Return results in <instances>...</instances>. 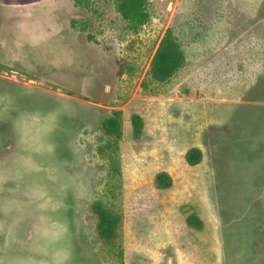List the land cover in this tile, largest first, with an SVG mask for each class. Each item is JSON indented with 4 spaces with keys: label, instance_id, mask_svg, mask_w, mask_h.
Listing matches in <instances>:
<instances>
[{
    "label": "rangeland",
    "instance_id": "374dc122",
    "mask_svg": "<svg viewBox=\"0 0 264 264\" xmlns=\"http://www.w3.org/2000/svg\"><path fill=\"white\" fill-rule=\"evenodd\" d=\"M118 8L0 0V264H264V0H144L137 26ZM169 30L186 63L158 83ZM95 200L124 216L114 246L86 220Z\"/></svg>",
    "mask_w": 264,
    "mask_h": 264
},
{
    "label": "trees",
    "instance_id": "16d2710c",
    "mask_svg": "<svg viewBox=\"0 0 264 264\" xmlns=\"http://www.w3.org/2000/svg\"><path fill=\"white\" fill-rule=\"evenodd\" d=\"M87 0H75L78 6ZM119 11L130 21L132 26L143 25L148 18L144 10V0H118ZM186 63L185 52L173 30H169L161 40L150 65L149 75L155 82L164 83L171 80ZM122 113L112 111L102 121L99 127L100 134L106 142L97 151L105 156L107 150L118 152L119 142L122 138ZM134 139L139 141L144 131V123L140 116L132 117ZM203 159L202 151L193 148L186 154V161L190 166H198ZM154 186L164 191L172 188L173 178L167 172H160L155 176ZM87 222L94 224L95 236L102 246H114L119 240L120 230L124 224V216L113 208H108L100 200H95L89 207ZM187 225L192 229H202L203 221L196 215L187 218Z\"/></svg>",
    "mask_w": 264,
    "mask_h": 264
}]
</instances>
